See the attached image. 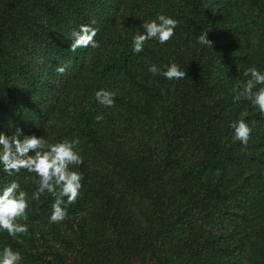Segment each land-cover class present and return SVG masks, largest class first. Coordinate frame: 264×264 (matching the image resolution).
Segmentation results:
<instances>
[{
  "label": "trees",
  "instance_id": "trees-1",
  "mask_svg": "<svg viewBox=\"0 0 264 264\" xmlns=\"http://www.w3.org/2000/svg\"><path fill=\"white\" fill-rule=\"evenodd\" d=\"M157 14L179 21L175 35L134 54ZM85 24L98 46L73 49ZM203 31L212 48L196 42ZM170 62L183 79L148 71ZM253 66L264 71V0H0V133L77 140L84 161L59 223L51 194L31 199L34 173L0 171V189L29 193L28 233L0 232V249L22 264H264V114L236 99Z\"/></svg>",
  "mask_w": 264,
  "mask_h": 264
},
{
  "label": "clouds",
  "instance_id": "clouds-1",
  "mask_svg": "<svg viewBox=\"0 0 264 264\" xmlns=\"http://www.w3.org/2000/svg\"><path fill=\"white\" fill-rule=\"evenodd\" d=\"M178 23V20L165 14H157L155 19L143 22L144 31L134 35L132 39V52L141 53L148 41L155 40L161 45L170 41L175 35ZM208 34L201 32L196 37V42L212 48ZM96 35L97 30L91 25H81L79 30H73L71 34L73 49L89 46L96 48ZM64 71L63 67L57 68L59 73ZM148 71L154 76L162 75L168 80L185 77V71L175 62L163 66V69L151 64ZM244 76L248 79L241 83L242 91L237 94L236 99L243 96L264 114V71L253 66L246 69ZM95 98L98 104L106 107H112L115 103V93L104 89L97 91ZM96 119L100 120L102 116H97ZM230 126L233 129V139L241 145H247L251 135L250 126L244 120L234 121ZM78 143L77 140L67 139L50 143L43 135H27L19 128L11 136L0 133V171L12 176L24 169L38 177L37 187L31 193V199L39 200L45 193L55 198L49 217L51 223L62 222L68 215V206L80 195L84 177L74 169L84 161L77 150ZM28 207L29 193L17 181L13 180L0 189V232L6 231L12 238L27 234L28 226L19 223L18 218H26ZM22 260V254L14 251L11 246L5 245L0 249V264H22Z\"/></svg>",
  "mask_w": 264,
  "mask_h": 264
},
{
  "label": "rangeland",
  "instance_id": "rangeland-1",
  "mask_svg": "<svg viewBox=\"0 0 264 264\" xmlns=\"http://www.w3.org/2000/svg\"><path fill=\"white\" fill-rule=\"evenodd\" d=\"M128 2H130V1H128ZM128 2H127V3H128ZM127 3H126V4H127ZM123 8H125V5H124ZM123 11L128 13V12H129V8H126V10H123Z\"/></svg>",
  "mask_w": 264,
  "mask_h": 264
}]
</instances>
